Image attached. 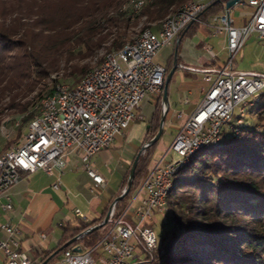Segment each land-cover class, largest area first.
I'll return each instance as SVG.
<instances>
[{
    "label": "trees",
    "instance_id": "1",
    "mask_svg": "<svg viewBox=\"0 0 264 264\" xmlns=\"http://www.w3.org/2000/svg\"><path fill=\"white\" fill-rule=\"evenodd\" d=\"M6 1V10L0 11V128L9 121L19 122L21 139L38 115V98L54 93L60 83L76 85L101 51H118L134 40L142 20L145 29L156 31L166 17L192 0H151L136 14L129 0ZM227 1L210 2L201 20L219 15ZM172 62L173 56L166 75ZM157 97L161 101L163 94ZM159 121L155 110L147 123V141L155 136ZM263 128L264 124L237 126L230 135L225 131L218 146L200 149L179 168L165 212L171 228L159 235L151 264H264ZM159 141L139 160L131 190L117 203L118 210L127 205L155 163L152 156ZM127 180L126 174L122 190ZM94 224L68 225L60 244L33 258L32 264H41ZM105 232L100 228L83 235L48 264L59 263L65 250L75 245L92 248Z\"/></svg>",
    "mask_w": 264,
    "mask_h": 264
},
{
    "label": "built area",
    "instance_id": "2",
    "mask_svg": "<svg viewBox=\"0 0 264 264\" xmlns=\"http://www.w3.org/2000/svg\"><path fill=\"white\" fill-rule=\"evenodd\" d=\"M150 1L129 0L128 5L136 14ZM212 1L185 3L161 22L157 32L144 29L120 50L107 52L76 85L60 83L54 93L43 95L38 115L28 123L21 142L0 153V197L24 173L38 169L48 174L62 172L67 157L74 152L81 154L83 168L95 184L104 186L106 180L93 165V156L110 147L132 120L141 118L137 110L150 94H163L166 68L154 62V56L163 47L171 46L194 22H201L200 14ZM238 4L253 7L252 16L247 23L235 26L232 9L225 4L224 10L212 18L213 32L226 33L228 37V57L222 66H217V55L207 47L210 69L203 72L209 88L202 89L203 97L191 115L178 113L183 122L164 156L155 161L123 209L118 210L115 202L111 204L102 238L86 251L66 249L57 264H131L138 247L152 260L158 236L148 222L157 212L168 211V196L176 185L179 168L200 149L221 143L236 108L237 123L230 124V130L243 123L248 104L264 106V73L239 71L236 61L250 35L256 33L264 40V0H240ZM251 96L253 101L248 102ZM173 153L180 159L165 164L164 158ZM3 207L13 208L10 199ZM75 214L87 221L80 209ZM0 229L5 234L0 237V252L7 264H32L33 259L21 248V228L2 223ZM39 237L44 240L46 234L40 232ZM97 252L100 253L95 257ZM150 260L140 264H150Z\"/></svg>",
    "mask_w": 264,
    "mask_h": 264
},
{
    "label": "crops",
    "instance_id": "3",
    "mask_svg": "<svg viewBox=\"0 0 264 264\" xmlns=\"http://www.w3.org/2000/svg\"><path fill=\"white\" fill-rule=\"evenodd\" d=\"M238 6L242 10L238 12L236 18L233 16L232 10ZM234 8L231 10V16L235 26L247 23L254 11L253 7L243 4H238ZM211 20L212 18L207 21L201 20V22L193 25L186 34L184 33L174 40L173 44L169 46L172 51L167 57L166 68L170 66V60L173 56L172 67L174 66L175 58H177L176 71L181 68L186 75L197 78L199 74H204L203 69L208 71L210 69L211 56L207 47H210L217 55L216 65L222 66L224 64L227 56L221 58V53L225 48L228 52V37L226 33H214L211 28ZM157 31L158 29L155 32ZM154 58L153 60H155ZM237 69L250 72L239 69L238 63ZM190 95L191 92L185 94L184 104L191 102ZM157 99V96L154 100L148 96L137 110V114L141 118L132 120L123 133L116 136L110 147L101 150L92 158L93 165L101 173L99 169L100 158L108 149L115 145L119 137L124 138L126 142L136 144V149H133L132 154L124 160L125 166H118L122 176L120 183H117L118 185H115L116 182L113 184L112 178L105 177L101 173L106 183L104 186H97L83 168L81 154L74 152L67 157V162L62 172L54 170L53 174H48L44 170L38 169L34 172L24 173L21 180L10 188L6 195L0 197V224L8 223L21 228V248L32 259L44 251H50L57 247L68 225L76 227L81 224L83 220L75 214L76 209H80L87 217V221H85L87 223L95 222V224H98L104 220L111 204L123 191L122 183L127 168L145 142L147 123L153 115ZM195 109L191 113L185 114V116L191 115ZM169 110L170 106L167 113ZM252 111L258 115L259 119H263L264 109L259 110V106H253ZM56 183L59 184L58 188L54 187ZM95 189H101L104 196L96 195ZM8 198L13 205L11 210H6L3 207V204L9 201ZM70 202H73V209L71 210L74 217L67 211L63 212ZM138 204L139 201L137 200L135 205L137 206ZM148 223L151 225V220ZM40 232L46 234V239L42 240L39 237ZM4 236V232L0 229V237ZM142 257L140 248H137L132 264H137ZM0 264H7L6 257L2 252H0Z\"/></svg>",
    "mask_w": 264,
    "mask_h": 264
},
{
    "label": "rangeland",
    "instance_id": "4",
    "mask_svg": "<svg viewBox=\"0 0 264 264\" xmlns=\"http://www.w3.org/2000/svg\"><path fill=\"white\" fill-rule=\"evenodd\" d=\"M6 3H7L6 0H0V11L4 12L6 10V6L8 5ZM241 10L242 8H240V6L234 8L232 10L233 16L237 18L238 12H240ZM145 25L146 24L142 20L139 23V25L136 27L137 29L136 34L134 35L133 38H136L142 32V30L145 29L144 28ZM171 51H172L171 47L169 46L163 47L156 54L154 61L156 63L163 65L166 68L167 67L166 60L167 57L170 55ZM107 52L108 51L106 50L101 51L99 58L94 59L91 62V66L92 67L96 66L103 59L104 55ZM226 56L228 57V52L227 49L225 48L221 53V58H224ZM236 61L239 65V69L241 70L264 73V40L259 39L256 33L250 35V37L246 40L241 51L236 56ZM209 85L210 84L204 80V74H199L197 78L190 77L186 75L184 70L181 68H178L177 71L174 73L168 88L170 110L166 116L165 124L166 123L167 124L165 126V131L161 137V140L159 141V144L154 150L152 156L154 161L159 160L162 156H164L165 150L169 148L175 136L177 135L182 122V118L178 117V113L181 111L183 112L184 115L191 113L196 108V106L198 105V103L202 98V89L203 88L208 89ZM188 92H191V95L189 96L191 102L189 104H184L183 103L184 96ZM156 96H157L156 94H150L149 98L154 100ZM39 101L40 99L38 98L36 100V103ZM252 101H253V96L249 97L248 99V102H252ZM252 108L253 106L250 104L246 106L244 121L241 125H239L240 127L243 128L259 127L261 124H264V118L259 119L258 115L252 111ZM155 110L160 115V120H161V116L164 112V105L162 100L158 101L157 99L153 114L155 113ZM237 116H238V108L235 109L232 118L225 127L227 131L226 134L228 135L231 134V130L228 129V127L230 124L236 125ZM151 119L152 117L148 122H150ZM18 124L19 122L11 123L9 121L7 124H5L0 128V152H4L12 147H15L21 142L22 138L20 139L18 137V127H17ZM153 124L155 125L156 121ZM159 126H160V121H159ZM147 142H148L147 138H145V142L143 143V145L146 144ZM133 149H136V144L126 142L124 138L119 137L115 145L112 146L110 149H108V151H106L105 154L100 158L99 169L105 177L108 178L110 177L113 179V184H115V182H116L115 185H118L120 183L122 176L118 169V166H122V167L125 166L124 160L126 159V157L132 154L131 152L133 151ZM147 151L148 148L142 153L140 160L148 155ZM178 159H180V157L177 154L175 153L168 154L164 158V163L168 164L170 161L172 160L176 161ZM134 160L135 158H133L131 164L126 170V174L128 175V178ZM127 184H128V180H127ZM95 194L102 197L103 191L101 189H95ZM72 207H73V202H70L68 206H66L65 210H63V212L65 213V211H67L72 215V217H74L71 210L73 209ZM167 216L168 215H166L165 212H157L154 216V219L151 220L152 222L151 225L156 231L158 237L161 233H165L167 230L171 228V222L168 220ZM138 248H140V251L142 252L141 247Z\"/></svg>",
    "mask_w": 264,
    "mask_h": 264
},
{
    "label": "water",
    "instance_id": "5",
    "mask_svg": "<svg viewBox=\"0 0 264 264\" xmlns=\"http://www.w3.org/2000/svg\"><path fill=\"white\" fill-rule=\"evenodd\" d=\"M239 2H240V0H228L226 2V7L228 9H233ZM176 68H177V58H175L174 66L172 67V69L170 70V72L167 74L166 79H165V88H164L163 97H162V102H163V105H164V112H163V114L161 116L159 130H158L157 134L150 141H148L146 144H144L142 146L141 150L138 152V154L135 157V160L133 162V165L131 167L130 173H129L128 184H127L126 188L122 191V193L115 199V201H114L115 203H118L120 200L124 199L129 194V192L131 190V187H132V184H133L134 177H135V171H136V168H137V165H138V162L140 160V157H141L142 153L147 148H149L152 145L156 144L159 141V139L161 138L162 134H163L164 124H165V118H166L167 111L169 109L168 88H169L170 81L172 80V77H173V75H174V73L176 71ZM110 208H111V206H110ZM110 208H109V211H110ZM109 211L106 214V216H105V218H104V220L102 222H100L98 224H95L93 226H90L88 229H86L85 231H83L81 234H79V235L73 237L72 239H70L69 241H67L63 246H61L59 249H57L50 257H48L46 260H44L43 262H41V264H48L49 261H50V259L54 255H56L57 253H59L63 249L67 248L68 246L72 245L77 239L81 238L83 235L89 234V233H91V232H93V231H95L97 229H100V228H105V226L107 225L108 220H109ZM72 248L75 251H77V252L86 251V250H82V248H80L77 245L73 246ZM87 250H89V249H87ZM99 253L100 252L95 253V257ZM135 253H136V251H135ZM141 255L143 257L139 260V262L137 264H140L145 259H149L150 260V257L145 256L143 254V252H141ZM134 258H135V255H134ZM152 260H150V264H151V261Z\"/></svg>",
    "mask_w": 264,
    "mask_h": 264
}]
</instances>
